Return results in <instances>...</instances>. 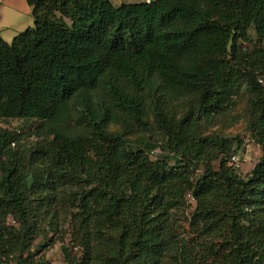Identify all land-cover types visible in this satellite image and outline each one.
Wrapping results in <instances>:
<instances>
[{"label": "trees", "instance_id": "16d2710c", "mask_svg": "<svg viewBox=\"0 0 264 264\" xmlns=\"http://www.w3.org/2000/svg\"><path fill=\"white\" fill-rule=\"evenodd\" d=\"M26 2L33 26L0 33V264H49L31 249L63 213L66 264H264V48L241 45L263 42L264 0ZM243 93L246 177L245 141L207 132Z\"/></svg>", "mask_w": 264, "mask_h": 264}, {"label": "rangeland", "instance_id": "374dc122", "mask_svg": "<svg viewBox=\"0 0 264 264\" xmlns=\"http://www.w3.org/2000/svg\"><path fill=\"white\" fill-rule=\"evenodd\" d=\"M116 6L121 4H131L148 2L149 0H111ZM0 33L3 39L7 42H11L13 38L25 31L27 28L33 26L34 21L31 15V9L27 5L26 0H0ZM251 29V43H242V47H252L254 45H261L264 48V40L261 44L256 43L257 37ZM247 96L245 93L241 94L237 99V105L233 110L228 112V116L219 122L218 125L212 126L207 131L208 133H217L224 137L233 138L235 136H240L245 143L241 147L238 155L243 158L244 162L237 174L246 177L251 173L255 165L259 162L262 156L261 149L254 144L249 142L250 134L247 129L248 114H247ZM1 126L10 130L18 131L24 135L23 144L30 146L36 145L37 143H42L44 139H39L31 136L30 133L36 123L30 120L24 119H5L2 121ZM111 131H120V127L111 126ZM157 128H155V134L143 136V134H137L130 136L129 139L132 142H138L142 137L157 138L156 134ZM68 216L63 213L59 221V230L57 232H47L44 238L40 237L34 242L32 251L37 250L38 244L43 246L40 250V256L43 255L44 258L49 262V264H66V255L70 258L75 259L80 256V250L77 246V242L74 241V236L72 229L70 227ZM184 231H188V224L183 221ZM183 231V230H182Z\"/></svg>", "mask_w": 264, "mask_h": 264}, {"label": "built area", "instance_id": "2783aa9c", "mask_svg": "<svg viewBox=\"0 0 264 264\" xmlns=\"http://www.w3.org/2000/svg\"><path fill=\"white\" fill-rule=\"evenodd\" d=\"M249 142H252V141L249 140ZM244 146L246 147L247 144L245 143ZM243 162H244V160H243V158H241L240 155L234 154L229 159V166L232 167L234 170L238 171L241 169ZM190 199H191V197H190ZM191 203H194V200L191 199Z\"/></svg>", "mask_w": 264, "mask_h": 264}, {"label": "water", "instance_id": "95a60500", "mask_svg": "<svg viewBox=\"0 0 264 264\" xmlns=\"http://www.w3.org/2000/svg\"><path fill=\"white\" fill-rule=\"evenodd\" d=\"M155 0H149L147 3H154Z\"/></svg>", "mask_w": 264, "mask_h": 264}]
</instances>
